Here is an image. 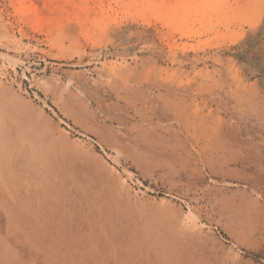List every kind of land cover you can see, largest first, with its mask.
Segmentation results:
<instances>
[{"label": "rangeland", "instance_id": "obj_1", "mask_svg": "<svg viewBox=\"0 0 264 264\" xmlns=\"http://www.w3.org/2000/svg\"><path fill=\"white\" fill-rule=\"evenodd\" d=\"M0 83L72 141L93 146L135 207L198 226L233 264H264V243L236 241L218 224L210 199L222 193L237 202L257 199L264 207L263 178L249 185L239 177L256 171L249 162L264 173V0H0ZM242 86L252 98L239 116L232 110L234 95L225 106L228 114L217 110L213 100L220 91L237 93ZM167 95L208 125L219 117L230 121L244 144L239 162L224 173L217 168L212 181L190 140L180 151L161 141L174 131L185 137L180 124L162 127L152 113L140 122L127 108L140 107L135 102L142 96ZM146 103L150 109L152 102ZM68 106L91 112L97 125L113 133L116 148L104 149L82 131L66 114ZM150 123L157 136L146 131ZM187 151L197 157L191 166L198 165L203 182L191 181L181 169ZM130 152L143 153L149 163L142 165Z\"/></svg>", "mask_w": 264, "mask_h": 264}, {"label": "bare ground", "instance_id": "obj_2", "mask_svg": "<svg viewBox=\"0 0 264 264\" xmlns=\"http://www.w3.org/2000/svg\"><path fill=\"white\" fill-rule=\"evenodd\" d=\"M245 91V86L237 93L222 90L219 98H214V105L217 110H225L230 95H234L232 110L239 116L243 104L252 98ZM19 98L0 83V264H233L219 254L198 226L135 207L115 173L91 149L93 146L86 148L72 141L45 114H35ZM147 101L152 102L150 109L145 107ZM183 102L174 95L142 96L135 102L140 107L127 108L133 109L140 122L152 113L162 127L180 124L185 137L179 139L174 131L161 141L180 151L186 145L183 141L190 140L198 147L197 153L210 169L213 181L214 176L230 168V163L239 162L244 144L230 121L219 117L214 125H208L203 117L183 108ZM65 111L104 149L116 148L113 133L97 125L91 112L71 106ZM149 125L146 131L157 136L159 130L153 123ZM144 137L153 145L146 133ZM157 145L159 148L162 143L158 141ZM188 154L190 158L181 159V169L189 171L191 181L203 182L201 169L191 166L198 162L197 157L192 151ZM130 155L142 165L149 163L143 153ZM249 163L256 171L252 176L239 177L249 185L259 182L256 177L264 180L260 167ZM210 199L219 216L218 224L236 241L264 243V207L259 200L241 197L237 202L222 193L211 194Z\"/></svg>", "mask_w": 264, "mask_h": 264}, {"label": "crops", "instance_id": "obj_3", "mask_svg": "<svg viewBox=\"0 0 264 264\" xmlns=\"http://www.w3.org/2000/svg\"><path fill=\"white\" fill-rule=\"evenodd\" d=\"M207 104V103H206Z\"/></svg>", "mask_w": 264, "mask_h": 264}]
</instances>
